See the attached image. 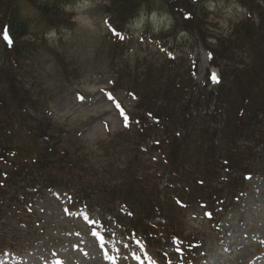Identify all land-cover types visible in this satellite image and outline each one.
<instances>
[{"label": "rangeland", "instance_id": "1", "mask_svg": "<svg viewBox=\"0 0 264 264\" xmlns=\"http://www.w3.org/2000/svg\"><path fill=\"white\" fill-rule=\"evenodd\" d=\"M68 7L70 27L33 23L42 42L27 37L24 70L2 69L13 57L0 21V112L20 124L13 137L0 130V160L17 154L0 172L25 160L24 172L50 178L6 208L14 240L0 233V264H172L181 239L147 250L128 235L127 223L150 215L194 241L186 243L198 259L175 264H264V143L251 137L218 145L200 126L185 136L177 122L185 107L178 102L193 90L222 102L223 124L242 114L247 125L264 122V0H146L131 19L118 17L108 0ZM173 83L185 85L177 97ZM129 114L134 121L126 123ZM151 114L171 129L154 132L161 152L135 135L136 123L158 124ZM33 119L41 130L29 137ZM175 127L183 137L173 135ZM44 129L53 142L39 141ZM61 172L92 192L68 189ZM156 194L165 209L140 212Z\"/></svg>", "mask_w": 264, "mask_h": 264}, {"label": "trees", "instance_id": "2", "mask_svg": "<svg viewBox=\"0 0 264 264\" xmlns=\"http://www.w3.org/2000/svg\"><path fill=\"white\" fill-rule=\"evenodd\" d=\"M26 1L30 4V6L34 9L32 14H28L25 12L22 2ZM76 0H0V21L2 24L1 32L4 33L7 30L12 38V45L8 48V45H5V51L9 52L10 55L13 57V64L10 65L9 69L3 70H11V68H17L20 70H24L27 66L26 61L28 60L25 49L27 47L28 38H34V42L39 41L42 42V38L38 37L35 32H32L34 27L32 26L34 22H38L41 27H53L57 26L60 28H67L74 24V13L69 10L68 5ZM79 1V0H77ZM110 7L117 13L118 17L122 19H131L135 16L138 11V6L145 3L146 0H108ZM25 13V14H24ZM33 28V29H32ZM34 33V34H33ZM31 35V36H29ZM26 37V40L23 38ZM7 46V48H6ZM0 69V79L2 77L3 70ZM2 84V80H0ZM161 95H167L166 88L159 90ZM1 99V96H0ZM206 100L204 105L203 101ZM3 102V101H1ZM212 99H210L207 95H199L191 96L188 100H185L182 103L185 106H189V109L195 108L198 111V116H193L192 118H184L185 122L179 121L178 123H182L186 129V134H189L191 131L190 125L197 126L203 133L211 134L213 136L218 137V145L220 144H230L233 143L235 145L240 138L251 139L255 141H262L264 143V122L259 123H252V119L248 120L245 124L244 119L246 118L243 114L239 118L237 117L232 124L226 123L223 124L222 120L224 117L223 112H219L218 108L213 110L210 109ZM5 104V103H4ZM259 113H257L258 115ZM14 117L13 113L10 111H2L0 112V121H4L7 119L6 122L0 125V130L9 134L10 137L15 136L13 127L15 124L19 126L20 124L12 118ZM159 117V116H158ZM171 117V116H168ZM171 119V118H170ZM169 119V120H170ZM18 120V119H17ZM34 123L29 131V137H36L38 131L41 130L40 122L41 120L33 119ZM28 123H26L27 125ZM10 126V128H9ZM24 126V124H22ZM147 126V125H146ZM159 126H163V130H171L168 128L166 124H159ZM175 126V125H174ZM153 127V125L149 127H140L137 129L139 133L136 137H140L145 133L147 135L149 129ZM49 129L53 134H55L54 130L51 128ZM214 131H213V130ZM155 131V130H154ZM42 136L39 137L41 143L46 142L47 140L51 142L53 136L51 133H48L47 130H43ZM175 135L176 131L174 130ZM180 136L183 137L182 130L180 129ZM47 139L46 141H42V139ZM59 146V141L56 143ZM5 146V145H4ZM55 147V146H54ZM15 151H13L14 153ZM63 155L67 154L66 150H62ZM12 153V154H13ZM4 156L0 160V166L8 164V161H12L13 158H17V154L14 156ZM25 160H20L18 163L17 161L14 162L15 172H0V221L11 219V216L7 214L5 211L6 208L14 201H20V195H23V199L26 195H29L30 192L28 191L30 186H34L37 184L43 185L44 183L50 181V178H47L45 172H24L26 162ZM5 162V163H4ZM38 160L33 161L32 166L36 164ZM2 164V165H1ZM29 168V167H28ZM54 168V167H52ZM63 175L61 176L60 180L66 187L74 186L76 190L79 192H92V187L87 186L84 189H81L82 183L79 181V178L74 175L73 177L69 176L65 172H61ZM72 173V172H71ZM143 180V179H139ZM168 189V188H167ZM39 192V191H38ZM113 197V196H112ZM22 199V200H23ZM161 199L155 196L154 200H151V207L148 209H140V212L147 211L152 213L154 211L161 210L163 207L161 204ZM146 219V218H145ZM151 219V218H150ZM149 221V220H147ZM6 222V223H5ZM1 225L0 233L4 235L3 239L5 241L12 242L14 239L8 232L6 231V226L8 225V221H3ZM129 229L132 230H140L143 226H148L150 229V233L147 234V238L149 241L156 240V239H166V235L169 234L170 229L172 227L167 226L164 231L160 230L159 224H154L149 221L148 225L145 224L144 219L141 222H138L133 225H128ZM162 234L159 237V234Z\"/></svg>", "mask_w": 264, "mask_h": 264}, {"label": "snow or ice", "instance_id": "3", "mask_svg": "<svg viewBox=\"0 0 264 264\" xmlns=\"http://www.w3.org/2000/svg\"><path fill=\"white\" fill-rule=\"evenodd\" d=\"M7 38V37H6ZM9 42L11 43V40H9ZM213 79L214 80H216L217 82H218V77L215 75V74H213ZM81 99H83V97H81ZM119 106V105H118ZM125 122L127 123V117L125 118ZM210 215V214H209ZM136 259L137 260H139L140 259V257H136Z\"/></svg>", "mask_w": 264, "mask_h": 264}]
</instances>
